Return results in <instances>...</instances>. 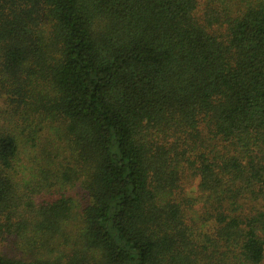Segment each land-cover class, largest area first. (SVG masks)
Here are the masks:
<instances>
[{
	"label": "trees",
	"instance_id": "obj_1",
	"mask_svg": "<svg viewBox=\"0 0 264 264\" xmlns=\"http://www.w3.org/2000/svg\"><path fill=\"white\" fill-rule=\"evenodd\" d=\"M0 264H264V0H0Z\"/></svg>",
	"mask_w": 264,
	"mask_h": 264
}]
</instances>
